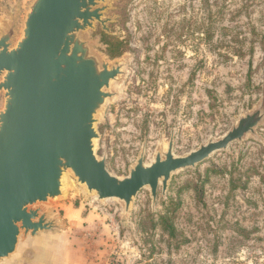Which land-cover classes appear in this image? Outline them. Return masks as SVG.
<instances>
[{
    "label": "rangeland",
    "instance_id": "374dc122",
    "mask_svg": "<svg viewBox=\"0 0 264 264\" xmlns=\"http://www.w3.org/2000/svg\"><path fill=\"white\" fill-rule=\"evenodd\" d=\"M32 2L0 0V32L18 17L14 44ZM109 3L111 32L96 23L84 36L111 63L127 60L96 122V153L113 175L128 176L142 151L152 163L173 132L176 155L218 139L261 103L264 0ZM104 34L123 42L122 55L108 54ZM256 132L175 172L156 201L143 188L129 213L67 173L64 194L39 204L59 227L22 234L0 264H264V123Z\"/></svg>",
    "mask_w": 264,
    "mask_h": 264
},
{
    "label": "water",
    "instance_id": "95a60500",
    "mask_svg": "<svg viewBox=\"0 0 264 264\" xmlns=\"http://www.w3.org/2000/svg\"><path fill=\"white\" fill-rule=\"evenodd\" d=\"M113 0H33L19 40L17 16L0 32V261L17 250L23 234L55 231L57 218L39 206L61 197L71 173L99 200L118 199L129 213L138 193L150 188L153 201L166 194L172 175L194 168L264 123L261 103L218 139L184 154L174 152V132L152 163L142 151L128 176L113 175L96 153L99 113L113 96L111 84L127 63L97 54L84 33L96 23L110 33L105 17Z\"/></svg>",
    "mask_w": 264,
    "mask_h": 264
},
{
    "label": "trees",
    "instance_id": "16d2710c",
    "mask_svg": "<svg viewBox=\"0 0 264 264\" xmlns=\"http://www.w3.org/2000/svg\"><path fill=\"white\" fill-rule=\"evenodd\" d=\"M104 41L108 45L107 52L111 57H117L123 54L126 50L123 42L115 39L114 36L104 34ZM159 222L165 231H168L171 236L175 235L176 228L171 217L168 214L161 215Z\"/></svg>",
    "mask_w": 264,
    "mask_h": 264
},
{
    "label": "bare ground",
    "instance_id": "6f19581e",
    "mask_svg": "<svg viewBox=\"0 0 264 264\" xmlns=\"http://www.w3.org/2000/svg\"><path fill=\"white\" fill-rule=\"evenodd\" d=\"M84 185V184H83Z\"/></svg>",
    "mask_w": 264,
    "mask_h": 264
}]
</instances>
